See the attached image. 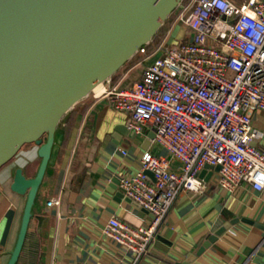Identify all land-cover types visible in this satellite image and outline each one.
Here are the masks:
<instances>
[{
  "label": "built area",
  "instance_id": "built-area-1",
  "mask_svg": "<svg viewBox=\"0 0 264 264\" xmlns=\"http://www.w3.org/2000/svg\"><path fill=\"white\" fill-rule=\"evenodd\" d=\"M185 1L168 28L165 21L139 46L129 60L135 62L88 95L128 113L136 133L150 127L154 140L181 162L174 171L165 158L146 152L141 171L120 180L124 195L153 219L136 226L109 218L104 235L131 257L119 264L141 262L180 192L205 190L199 173L207 165L222 166L215 179L230 191L242 183L264 190V150L255 144L263 133L251 120L255 111H264V0ZM180 22L185 29L177 36ZM138 66L140 77L127 83ZM47 202L59 207L62 195Z\"/></svg>",
  "mask_w": 264,
  "mask_h": 264
},
{
  "label": "crops",
  "instance_id": "crops-1",
  "mask_svg": "<svg viewBox=\"0 0 264 264\" xmlns=\"http://www.w3.org/2000/svg\"><path fill=\"white\" fill-rule=\"evenodd\" d=\"M141 72L142 68L133 73L127 83L137 81ZM129 119L128 113L115 110L106 99L95 100L91 95L63 115L31 206L27 260L32 255L38 264L131 260L126 249L104 235L109 218L116 216L136 226L153 218L125 195H117L120 180L141 171L140 159L146 152L165 158L174 171L181 169V162L149 139L150 127L130 136ZM251 120L263 133L255 144L264 150V111H255ZM121 127L125 133H118ZM41 148L28 143L0 168V264H9L17 247L32 188L25 193L15 190V175L22 171L26 178L37 176L43 160ZM59 194L62 205L49 206L47 200ZM156 237L139 264H264V190L242 183L230 191L211 177L203 192H180Z\"/></svg>",
  "mask_w": 264,
  "mask_h": 264
},
{
  "label": "water",
  "instance_id": "water-1",
  "mask_svg": "<svg viewBox=\"0 0 264 264\" xmlns=\"http://www.w3.org/2000/svg\"><path fill=\"white\" fill-rule=\"evenodd\" d=\"M181 1L0 0V168L28 143L42 145L43 158L34 179L22 171L15 175V190L32 188L9 264L18 262L25 244L57 124L151 41ZM117 131L125 133V127ZM129 133L136 136L134 129ZM154 138L152 131L149 139ZM221 167L207 165L199 176L217 178ZM146 174L155 181L153 172ZM236 221L226 223L211 240Z\"/></svg>",
  "mask_w": 264,
  "mask_h": 264
},
{
  "label": "rangeland",
  "instance_id": "rangeland-1",
  "mask_svg": "<svg viewBox=\"0 0 264 264\" xmlns=\"http://www.w3.org/2000/svg\"><path fill=\"white\" fill-rule=\"evenodd\" d=\"M187 1H188V0H186L185 2H187ZM179 11H180V8H179V7H176L175 11H174V12L169 16V18L166 20V23H165V25H164L165 28H168V26L173 22V20L175 19V16L178 14ZM175 27H176V31H175V32H177V31H179V30L182 32L183 29H185V27H183V24H182L181 22L178 23L177 26H175ZM135 60H137V59L135 58V59H132L131 61L127 62L126 65H125L124 67L131 65L132 62H135ZM140 68H142V66H138V67L134 70L133 73H134V74H137Z\"/></svg>",
  "mask_w": 264,
  "mask_h": 264
},
{
  "label": "trees",
  "instance_id": "trees-1",
  "mask_svg": "<svg viewBox=\"0 0 264 264\" xmlns=\"http://www.w3.org/2000/svg\"><path fill=\"white\" fill-rule=\"evenodd\" d=\"M28 232H29V227H28L26 238H25V244L23 246L18 262L16 264H38L36 255H32L31 259H28V260L25 258V255L27 253V241L26 240L28 237Z\"/></svg>",
  "mask_w": 264,
  "mask_h": 264
},
{
  "label": "bare ground",
  "instance_id": "bare-ground-1",
  "mask_svg": "<svg viewBox=\"0 0 264 264\" xmlns=\"http://www.w3.org/2000/svg\"><path fill=\"white\" fill-rule=\"evenodd\" d=\"M101 82L102 81H100V83H98L99 85L95 88V90H98L101 87Z\"/></svg>",
  "mask_w": 264,
  "mask_h": 264
}]
</instances>
